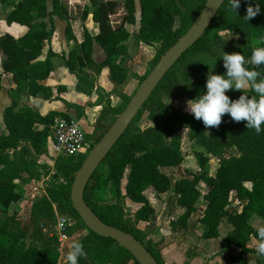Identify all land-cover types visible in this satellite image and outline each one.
Masks as SVG:
<instances>
[{
	"label": "trees",
	"instance_id": "1",
	"mask_svg": "<svg viewBox=\"0 0 264 264\" xmlns=\"http://www.w3.org/2000/svg\"><path fill=\"white\" fill-rule=\"evenodd\" d=\"M0 2L13 5L6 17L8 24L19 23L27 27L19 36L9 32L0 35V80L2 73L10 74L16 86L11 93L13 102L6 107L3 116L6 132L0 135V206L3 212V216H0V264H62L59 242L44 231L42 225L46 222L42 220L54 218L55 207L60 214L81 219L71 201V188L88 153L55 156L54 172L50 174L51 166L38 161L35 155L39 156L46 151L45 146L51 136L54 120L56 116L64 114L61 111L42 114L29 105H19V98L21 95L35 96L39 93L45 98L52 96L51 88L41 81L53 71L52 57L57 53L50 47L45 59L40 60L39 57L54 35V16L65 20V36L69 42H73L72 49L64 58L69 71L78 79V90L91 93L94 88V80L87 72L88 69L100 73L104 67H109L111 78L117 83L124 82L130 73L125 63L129 57L125 42L131 35L127 25L137 22L136 1ZM205 2L206 0H139L140 19L136 38L148 45L159 44L151 68L188 30ZM252 2L253 0H241L237 13L228 7V0L223 2L202 36L162 78L88 180L84 199L90 208L104 223L133 235L145 245L159 264H162L159 254L161 245L153 244L152 241L144 243L146 233L137 228L127 215L123 200L129 198L140 203L134 213L135 222L151 221L156 217L160 204L159 195L171 189V180L161 168L180 166L185 160L174 126L178 121L194 120L197 125L192 137L205 148V152L195 154L198 170L190 171L188 176L175 182L178 208L170 221L171 228L186 229L189 218L203 199L206 207L199 219L202 236L207 239L219 237V226L227 219L232 229L223 240V247L235 245L239 248L231 256V261L235 264H264V256L256 263L244 258V254L254 251L249 241L256 238L259 229L252 225L251 218H264V124L261 125L262 131L257 134L254 129H247L243 120L234 122L229 115L224 114L217 127L205 128L201 120L158 97L159 92L170 95L180 92L189 99L199 95L204 90L206 73L199 71L202 61L196 60L195 56L207 52L214 43L223 44L225 52H240L245 59H250L254 48L264 47V0H256L261 11L255 17L249 21L243 19L247 6ZM89 16L97 27L95 34H91L85 26ZM177 19L180 24L175 27ZM73 23L79 26L80 40ZM224 28H230L239 35L237 43L225 42L218 35ZM94 42L104 50L105 58L100 63L92 55ZM247 67L248 70L260 73L257 80L264 77V65L249 64ZM242 90L250 96L255 95L250 83ZM226 94L230 98H237L241 91L229 90ZM130 98H125L120 105H112L109 98L99 101L102 109L94 131L86 134V139L91 142V149L110 128ZM144 111L148 112L152 124L140 128L137 122ZM232 147L237 148L239 154H225V150ZM210 155L218 158L213 174L206 170ZM102 165H106L107 169H103ZM42 173L50 175L53 181L46 185L45 194L33 203V229L27 232L16 214H10L8 210L22 198L18 180H38ZM124 178L126 182L122 185ZM233 197L244 202L240 210H228ZM156 199L159 200L158 204ZM77 243L83 249V255L77 257V264H140L115 239L99 235L90 229Z\"/></svg>",
	"mask_w": 264,
	"mask_h": 264
},
{
	"label": "crops",
	"instance_id": "2",
	"mask_svg": "<svg viewBox=\"0 0 264 264\" xmlns=\"http://www.w3.org/2000/svg\"><path fill=\"white\" fill-rule=\"evenodd\" d=\"M12 9V4H3L0 2V35L9 32L14 36H19L27 30L26 26L19 23L8 24L6 22V17ZM59 23L63 31L59 36L60 38L57 40L53 35L51 42L46 43V45H48L46 51L44 47L42 54L39 57L40 60L45 59L47 51L50 47L54 52L57 53V55L52 57L54 66L53 71L46 79L41 81L44 85L51 88L52 96L50 98H45L42 93H39L35 96L21 95V97L19 98V105H29L42 114H47L51 111H61L64 115H58L56 117L65 116L67 118H73L79 122L80 126L83 128L86 134H92L94 131L95 123L102 109V105L99 101L109 98L112 105H115L114 88H118L121 83H117L111 78L109 67H104L100 73H95L88 69L87 72L94 80V88L92 89L91 93H85L78 90V79L73 73L69 71L64 58V55H67L68 52L72 49L73 42H69L65 36V20L54 16L55 32L58 28ZM85 26L88 28L91 34H95L97 32V27L92 21L91 16L86 19ZM73 27L78 40H80V31L78 24L73 23ZM131 35L125 42L127 46ZM96 44L98 43H93L92 55L95 61L97 63H100L104 60L105 54L104 50L102 49L103 54L100 55L101 52H99L98 58L96 59ZM56 61L60 62V67L57 66ZM1 72L2 69L0 55V73ZM0 84L1 135L2 133L6 132L3 116L6 107L13 102L11 93L12 89L16 86L12 80V76L6 73H2ZM48 147L49 149H51L52 155H55L51 138L48 139ZM45 179L46 178L39 181V186L36 190V193L40 192L42 196L45 193V187H43ZM166 193L167 192L160 194L163 205L160 209L161 212L158 216V219L156 220L155 217L151 221L135 222L134 213L140 207V203H136L129 198H126V213L128 212L127 207H130V214L127 213V215L132 218L137 228L146 233V242L152 241L153 244L161 245L159 254L162 264H235L231 261V256L237 253L239 251V248L235 245H229L225 248L223 247V240L225 239L227 233L232 229V226L228 223L227 219H224L219 226V237L212 239L204 238L202 236V227L199 222V219L202 217L204 209L206 207V202H203L201 207H198V209L189 218L188 227L186 229L173 230L171 228L170 221L177 212V193L174 192V204L176 207L173 205L169 207L167 206V203L165 201ZM158 213L159 211L157 212V215ZM251 239L249 241V245L254 247V245L251 244ZM62 257L63 256H61L60 259H62ZM250 257H253L251 253L244 254V258H246L251 263H256L258 259L261 258V256H255L256 261L252 262L249 260Z\"/></svg>",
	"mask_w": 264,
	"mask_h": 264
},
{
	"label": "rangeland",
	"instance_id": "3",
	"mask_svg": "<svg viewBox=\"0 0 264 264\" xmlns=\"http://www.w3.org/2000/svg\"><path fill=\"white\" fill-rule=\"evenodd\" d=\"M80 2H88V0H77ZM136 1V14H137V22L134 25L128 24V29L131 31V38L128 42L130 55L126 60V65L130 69V73L128 75V78L121 82L119 87H115V99L114 104L120 105L123 103L124 99L127 97H132L133 94L136 92V90L141 85L142 81L144 80V76L148 74L151 71V65L153 63V59L155 58L156 52L159 48V44L154 43L152 45L145 44L143 42H140L136 38V34L138 32L139 28V19H140V6H139V0ZM180 24L179 19L175 22V27H177ZM232 31V30H231ZM62 27L60 23L58 24V28L56 29V32L54 34L55 38L58 40L60 35L62 34ZM220 32V31H219ZM233 35L231 38L226 39L225 42H230L232 44H235L239 40V35L233 32ZM222 38V37H221ZM223 39V38H222ZM224 40V39H223ZM48 45L45 46V51L47 49ZM97 49H95V57L98 58L99 52L100 55L103 54L102 48L96 44ZM224 45L221 43H214L212 47L204 53H199L195 56V59H200L202 62L200 64L201 67H199V71L204 73H208L213 71L215 73H222L225 71L222 63V58L219 56L223 54ZM56 64L58 67H60V62L56 61ZM249 84H245L243 87H248ZM158 97L165 103L172 105L184 112L189 113L186 111V105L185 101L189 98L184 97L181 95L180 92H175L173 94H168L165 92H159ZM152 124V121L148 118V112L144 111L141 116L139 117V120L137 122V125L140 128H145ZM197 125V121L194 120L192 122H183L178 121L176 122L174 126V132L177 135L178 139L181 143V149L185 156V160L180 166H164L161 169L169 176L171 180V189L167 191L165 201L167 203V206H175L174 204V185L176 180L180 179L181 177H185L189 175V172H195L198 170L199 166L197 163L196 153L197 152H205V148L195 139L192 137V133L194 132ZM91 139V138H89ZM92 140V139H91ZM46 151L42 153L40 156L35 155L36 159L40 162H45L46 164H49L51 166V173L54 172L53 166H54V159L55 155H52L51 149L48 147V141L46 143ZM225 154L232 155V154H239V151L237 148L232 147L225 150ZM218 165V158L214 155H210L209 161L206 164V170L208 173H214L216 170V167ZM103 169H107L106 165H102ZM41 172H44L43 170ZM128 170L126 171V173ZM24 176H26L24 174ZM45 179V182L43 184V187H46L47 184H50L51 181H53V178L50 175H42L38 180L35 179H22L18 180V185L20 188V192L22 194V198L20 201H18L15 204H12L9 208L8 212L10 214L15 213L17 219L20 220L21 226L23 229H25L27 232H31L33 229V222L31 220V208L33 203L39 199L40 192L36 193V190L38 189V183L40 180ZM126 178L123 179L122 185H125ZM201 188L203 186L201 185ZM124 192V189H123ZM44 193V192H43ZM45 194V193H44ZM107 195V194H106ZM159 198L161 200V203L159 204V213L156 215V220L158 219V216L160 215L161 208H162V199L161 195H159ZM125 207H126V199L123 200ZM204 202L203 199H201L198 203V207H201L202 203ZM156 203H159V200L156 199ZM244 204L243 201L237 200L235 197L232 198L231 204L228 207V210L233 209H240L242 205ZM176 207V206H175ZM130 207H127V213L130 214ZM0 216H3L2 207L0 206ZM73 223L69 227V239L68 241L60 247V259L62 264H67L66 259L68 255L72 252V246L76 244L78 241H80L82 238H84L88 233L89 229L86 227L85 223L83 222L82 218H76L73 216ZM42 220V222H46L47 224L54 221V218L51 220L48 219ZM251 223L256 228H262L264 227V218L259 216H253L251 218ZM48 232V231H47ZM49 233V232H48ZM254 238L251 239V244H253ZM29 240V239H28ZM144 243H146V238L143 237ZM249 258V257H248ZM252 262H255V256L250 257L249 259Z\"/></svg>",
	"mask_w": 264,
	"mask_h": 264
},
{
	"label": "clouds",
	"instance_id": "4",
	"mask_svg": "<svg viewBox=\"0 0 264 264\" xmlns=\"http://www.w3.org/2000/svg\"><path fill=\"white\" fill-rule=\"evenodd\" d=\"M240 2L241 0H228V7L237 13ZM260 11V4L253 0L247 6L243 19L249 21ZM218 35L226 41L233 33L230 28H224ZM219 57L222 58L225 71L222 74L213 71L206 73L204 90L185 101L186 111L195 119L201 120L205 128L217 127L222 116L227 114L234 122L243 120L247 129H254L259 134L262 131L261 125L264 124V77L257 80L260 73L248 70L247 66L264 65V47L254 48L250 59H245L240 52L225 51ZM249 83L254 96L242 90ZM229 90H240L241 94L237 98H230L226 94ZM253 245L252 256H264V227L257 230ZM82 255V245L76 243L67 259L70 264H77V257Z\"/></svg>",
	"mask_w": 264,
	"mask_h": 264
},
{
	"label": "water",
	"instance_id": "5",
	"mask_svg": "<svg viewBox=\"0 0 264 264\" xmlns=\"http://www.w3.org/2000/svg\"><path fill=\"white\" fill-rule=\"evenodd\" d=\"M224 1L206 0L201 12L188 30L160 57L110 128L90 150L77 171L72 184L71 201L85 225L99 235L115 239L120 245L128 249L140 264L159 263L145 245L133 235L104 223L86 203L84 192L93 172L111 151L156 86L182 54L202 36Z\"/></svg>",
	"mask_w": 264,
	"mask_h": 264
},
{
	"label": "built area",
	"instance_id": "6",
	"mask_svg": "<svg viewBox=\"0 0 264 264\" xmlns=\"http://www.w3.org/2000/svg\"><path fill=\"white\" fill-rule=\"evenodd\" d=\"M50 138L53 143L55 156L78 155L80 153H89L91 150V142L86 139V132L79 122L73 118L56 117L51 127ZM73 220V217L60 214L55 207L54 221L42 226L44 231H48L50 236H54L57 239L61 247L69 239V227L72 225ZM66 263L70 264L68 259Z\"/></svg>",
	"mask_w": 264,
	"mask_h": 264
}]
</instances>
